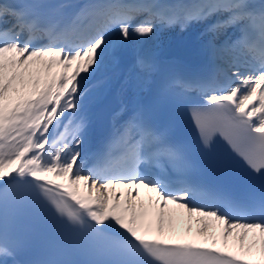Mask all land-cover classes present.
<instances>
[{
  "label": "snow or ice",
  "instance_id": "1",
  "mask_svg": "<svg viewBox=\"0 0 264 264\" xmlns=\"http://www.w3.org/2000/svg\"><path fill=\"white\" fill-rule=\"evenodd\" d=\"M177 24L204 26L209 68L158 95L197 136L138 104L86 167L89 82ZM137 63L150 83L154 64ZM175 209L199 235L222 226L223 247L178 234ZM25 214L37 237L51 229L44 259H17ZM0 264H264V0H0Z\"/></svg>",
  "mask_w": 264,
  "mask_h": 264
},
{
  "label": "bare ground",
  "instance_id": "2",
  "mask_svg": "<svg viewBox=\"0 0 264 264\" xmlns=\"http://www.w3.org/2000/svg\"><path fill=\"white\" fill-rule=\"evenodd\" d=\"M185 29L189 30L191 28L190 26H188ZM192 30L199 31V33L197 35L198 37L195 40V44L193 45L189 53L181 57L177 65V72L182 76H185L187 73L192 74V72H195L197 69L204 70L209 68V58L205 53V47H204L208 37L202 34L203 28H201L199 25H197V27L192 28ZM164 31L165 30L161 28L153 38L145 39L140 44L130 47L128 51L124 54V57L128 59L127 63H129L128 71L125 74L127 79L125 81H122L121 84H118L117 80H112L110 83L111 85L117 86L116 98L120 103V110L117 111L116 113H120V116L122 114L121 109L125 108V103L128 97L134 93L140 92L144 85L145 75L143 73V70L140 68V66L137 63L138 58H144L154 63L158 55H160L162 52H164V50L167 49L169 43H175L176 46H180V43L183 39L184 31L178 33H174V32L167 33ZM221 38L222 37H220V40ZM92 81L89 82V87L91 91L84 101L85 113L88 119L91 118L92 109L94 106L98 104L100 98L105 93L107 86L106 81H104L105 83L101 87H96V84H94ZM68 115L69 114L66 113V116ZM114 115L112 116L110 130L114 122L113 120ZM76 122L78 121H74L73 124L70 126V128H74ZM65 123H67V120L65 121ZM91 126L92 124L89 125L88 128L90 129ZM61 131H63V129H61ZM85 135H89V131L83 134V139ZM118 191H123V189H120ZM153 196L154 194L147 192V190L143 188L141 189L140 200L144 202L145 208H149V200ZM172 207L175 206L173 205ZM180 217L181 218L176 217V227H177L176 232L178 234H184L189 238L195 237L200 241H204L207 236H213L216 239L221 240V244H218L216 246L223 247V243H222L223 237L221 235L222 226L215 224V228L213 230L207 231L205 235H199L198 229L200 225H197L195 223V218L189 221L185 210L183 212V215H180ZM190 227H191V232H189ZM234 241L235 238H231L229 240V247L225 249L226 251H233V252L239 251L238 248H234L231 246ZM208 242L210 243L211 241L209 240ZM251 258L258 259L259 257L258 255H253Z\"/></svg>",
  "mask_w": 264,
  "mask_h": 264
},
{
  "label": "rangeland",
  "instance_id": "3",
  "mask_svg": "<svg viewBox=\"0 0 264 264\" xmlns=\"http://www.w3.org/2000/svg\"><path fill=\"white\" fill-rule=\"evenodd\" d=\"M170 207L171 208H175V207H172V206H170ZM183 212H184L183 209H175V216L177 218H181L180 215H183ZM212 224H213V226L209 227L208 231L213 230L215 228V223L213 222ZM176 229H177V227H176ZM233 238H235V237H233Z\"/></svg>",
  "mask_w": 264,
  "mask_h": 264
},
{
  "label": "water",
  "instance_id": "4",
  "mask_svg": "<svg viewBox=\"0 0 264 264\" xmlns=\"http://www.w3.org/2000/svg\"><path fill=\"white\" fill-rule=\"evenodd\" d=\"M112 100H113V99H112ZM113 102H114V106L116 107V106H117V103H116V101H115V100H113ZM105 117H107V115H106Z\"/></svg>",
  "mask_w": 264,
  "mask_h": 264
}]
</instances>
